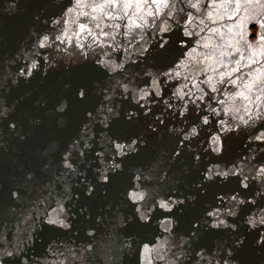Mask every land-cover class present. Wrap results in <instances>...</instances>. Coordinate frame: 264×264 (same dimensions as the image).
Here are the masks:
<instances>
[{"label": "water", "instance_id": "water-1", "mask_svg": "<svg viewBox=\"0 0 264 264\" xmlns=\"http://www.w3.org/2000/svg\"><path fill=\"white\" fill-rule=\"evenodd\" d=\"M0 264H264V0H0Z\"/></svg>", "mask_w": 264, "mask_h": 264}, {"label": "rangeland", "instance_id": "rangeland-1", "mask_svg": "<svg viewBox=\"0 0 264 264\" xmlns=\"http://www.w3.org/2000/svg\"><path fill=\"white\" fill-rule=\"evenodd\" d=\"M259 26L255 23V25L252 27V29L250 30V41L251 42H256L257 40V35L259 33Z\"/></svg>", "mask_w": 264, "mask_h": 264}, {"label": "flooded vegetation", "instance_id": "flooded-vegetation-1", "mask_svg": "<svg viewBox=\"0 0 264 264\" xmlns=\"http://www.w3.org/2000/svg\"><path fill=\"white\" fill-rule=\"evenodd\" d=\"M221 8V7H220ZM222 9V8H221ZM229 9H231V6H227L226 7V10H229ZM255 24H253L252 26H251V28H250V30L252 29V27L254 26ZM230 31H231V29H230ZM257 39H258V35H257ZM257 41V40H256Z\"/></svg>", "mask_w": 264, "mask_h": 264}, {"label": "snow or ice", "instance_id": "snow-or-ice-1", "mask_svg": "<svg viewBox=\"0 0 264 264\" xmlns=\"http://www.w3.org/2000/svg\"><path fill=\"white\" fill-rule=\"evenodd\" d=\"M81 95H83V93H81Z\"/></svg>", "mask_w": 264, "mask_h": 264}]
</instances>
